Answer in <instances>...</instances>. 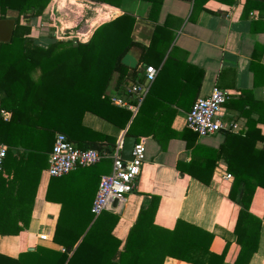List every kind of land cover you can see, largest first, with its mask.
Wrapping results in <instances>:
<instances>
[{
  "label": "crops",
  "instance_id": "crops-1",
  "mask_svg": "<svg viewBox=\"0 0 264 264\" xmlns=\"http://www.w3.org/2000/svg\"><path fill=\"white\" fill-rule=\"evenodd\" d=\"M244 2L233 0L231 5H223L207 1L203 10L191 16V2L162 0L155 22L146 19L148 3L122 0L118 8L104 5L111 12L98 21L115 14L112 19L122 14L131 16L134 18L131 38L144 48L149 44L153 27L163 26L164 30L156 34L154 47L148 54L149 65L144 66L138 61L137 77H142L145 67L153 68L156 71L154 99L160 100L174 112L170 121L167 118L164 120V129L160 125L165 135L173 133L163 151L151 137L140 138L144 162L132 192L126 196L120 211L114 214L118 216V221L111 234L120 242V246L139 208L144 205V197L139 194H149L158 197L154 225L171 229L176 219L185 221L214 235L211 252L218 253L225 242L228 243L223 264H231L235 260L238 246L234 243L232 230L238 207L226 198L232 177L224 178L229 174L222 158L214 163L210 177V162L204 172L191 166L184 168L195 178L180 175L175 164H186L195 146L218 150L226 133L243 138L247 133L246 118L258 122L254 127L256 132L252 134V139H255L252 149H264V11H258L255 7L248 10ZM85 10L70 5L68 0H50L42 14L35 18H28V14L17 16L15 11L7 10L4 17L0 15V42L8 41L14 22L17 21L20 26L28 22L26 37L32 40L33 46L46 48L53 41L86 43L97 26L112 19L90 29L89 26L98 21L89 25L94 14L93 11L87 13ZM55 35L60 39H56ZM169 36L171 40L167 43ZM33 46L26 47L25 52L31 53ZM19 51L18 46H0V52L11 54L8 58L1 56L0 59V103L20 96L26 86V79L19 77L24 70L23 64L11 59ZM163 65L161 73H158ZM13 69L17 70V75L13 74ZM28 76L29 80L36 82L38 69L30 70ZM116 80L117 73H113L104 91L106 97L116 92ZM212 88L231 95L223 105V112L231 116L229 120L236 125V129L234 132L221 130L213 136L199 138L185 128L184 115L196 98L205 97ZM127 102L131 104L133 101L127 98ZM136 111H130L132 116ZM9 116L7 111L0 109L3 122ZM82 123L100 136L114 138L115 144L124 137L125 129L118 131L90 113L84 114ZM249 147V143L233 141L225 145V150L231 158H238ZM12 154L17 152L13 151ZM103 160L110 162L109 159ZM95 166L70 172L68 182L58 187L54 197L59 198L60 192L69 191L74 194V199L85 204L92 203L99 178L110 172L109 169L106 174L97 173L92 169ZM12 169H2L0 174V213L30 210V220L26 232L17 236L0 235V255L16 258L19 252L32 251L35 246L59 251L60 248L50 242L59 204L44 200L50 179L44 175L46 168L38 175L35 171L20 174L14 170L16 168ZM197 179H209L208 186L202 185ZM249 212L261 218V223L256 250L247 264H264L263 190L254 191ZM0 219H4L3 215H0ZM46 226L48 230L43 232ZM40 234L47 236L48 240L44 241L47 244L37 239ZM162 264L188 263L164 258Z\"/></svg>",
  "mask_w": 264,
  "mask_h": 264
},
{
  "label": "trees",
  "instance_id": "trees-1",
  "mask_svg": "<svg viewBox=\"0 0 264 264\" xmlns=\"http://www.w3.org/2000/svg\"><path fill=\"white\" fill-rule=\"evenodd\" d=\"M88 1L114 8H118L122 2V0ZM136 1L149 4L146 19L155 22L162 0ZM182 1L192 3L191 16L203 10V5L207 1L223 5H231L233 2V0ZM49 2L50 0H0V15L4 17L7 10H13L17 16L28 14V18L39 17ZM245 6L248 10L255 7L258 11H264V0H245ZM114 16L98 21L94 25ZM133 25L134 18L122 14L97 26L86 43L53 41L46 48H40L33 46L32 40L26 37L29 32L28 22L25 26L14 22L10 38L8 41L0 42V46L19 47L20 51L11 59L23 64L24 70L19 77L26 79L27 83L20 96L2 100L0 103V109L10 114L6 122L0 119V143L7 147L3 170L16 168L14 170H18L17 173L20 174L35 171L38 175L46 168L47 155L57 133L63 134L78 149H93L99 153L110 154L116 145L114 138L100 136L101 134L85 127L82 123L85 113L94 115L118 131L125 129L124 136H131L135 141L151 137L160 150H164L173 133L165 135L160 125L164 124L166 118L170 121L174 112L160 100L154 99L155 78L133 116L130 111L111 105L104 94L113 73H117L116 91H119L121 85L138 78L137 68L129 70L122 66L119 63L121 57L129 49L136 48L140 52V64L148 66L150 62L148 54L154 47L155 36L164 30L163 26H154L149 44L144 48L131 38ZM92 27L93 25L89 26L90 29ZM170 40L169 36L167 43ZM30 46H33L31 53H26V47ZM1 56L8 58L11 54L0 52V59ZM163 67L164 65L158 73H161ZM32 69H38L39 72L36 82L29 80L28 73ZM12 72L16 74L17 70L13 69ZM138 79L141 80L140 77ZM257 123L246 118L247 133L243 138L226 133L218 150L195 146L191 149L186 164L182 165L179 162L175 164V169L180 175L191 176V173L185 171L186 166L204 172L210 162L208 172L210 177L214 163L219 158L225 163L226 172L232 177L226 198L238 207L232 230L238 252L231 264L248 263L256 250L261 223V218L249 212L254 191L256 189L264 191V149H252L255 141L252 134L256 132L254 127ZM164 127L165 125L163 129ZM86 134L95 137H87ZM233 141L249 143L250 147L238 158H231L226 154L225 145ZM13 151L17 154H12ZM68 174L50 178L44 194L45 201L59 204L50 242L62 248L63 252L35 246L32 251L19 252L16 258L0 255V264H162L164 258L188 264H223L228 243L225 242L218 253L211 252L213 234L180 219L175 220L171 229L154 225L153 217L158 197L149 194H139L144 197V205L139 208L120 246V242L111 234L118 221L117 215L102 212L93 218L89 212L91 202L85 204L74 199V194L69 191L60 192L59 198L54 197L58 187L68 182ZM197 181L204 186L209 184V179ZM0 215L4 217L0 219V235L17 236L27 231L30 210Z\"/></svg>",
  "mask_w": 264,
  "mask_h": 264
},
{
  "label": "built area",
  "instance_id": "built-area-1",
  "mask_svg": "<svg viewBox=\"0 0 264 264\" xmlns=\"http://www.w3.org/2000/svg\"><path fill=\"white\" fill-rule=\"evenodd\" d=\"M56 39H60L55 35ZM156 71L151 67H145L141 80L136 78L125 85H121L119 91L108 96L111 105L126 110H136L147 94L149 85L155 78ZM231 95L224 90L212 88L205 97L196 98L188 112L184 115V126L195 134L196 137L213 136L221 130L234 132L236 125L229 119L231 116L223 112V105ZM127 98L133 102H127ZM224 118L226 120H224ZM121 141L115 145L110 154L99 153L93 149H78L63 134L57 133L53 137L50 152L47 155L44 175L47 178H59L77 169H85L95 166L103 159L110 160V172L99 178L96 192L89 212L93 218L102 212L117 214L124 204L125 198L132 192L133 186L139 176L144 162V148L141 140L134 142L131 149V160L120 159ZM7 153V147L0 143V174ZM230 179L229 175L224 176ZM116 201L112 207V202ZM40 242L47 241L45 234L37 236ZM59 252H63L60 248Z\"/></svg>",
  "mask_w": 264,
  "mask_h": 264
},
{
  "label": "water",
  "instance_id": "water-1",
  "mask_svg": "<svg viewBox=\"0 0 264 264\" xmlns=\"http://www.w3.org/2000/svg\"><path fill=\"white\" fill-rule=\"evenodd\" d=\"M76 1H81L82 2V6H75L77 9H88L85 10L88 12L92 11V9H94L93 4L88 0H76ZM89 4V6H87ZM93 7V8H92ZM139 57H140V52L138 49L136 48H131L129 49L120 59L119 63L124 66L125 68L129 69V70H133L136 68V65L139 61ZM135 142V139L131 136H124L121 139V146H120V151H119V156L120 159L123 161H130L131 160V149L132 146ZM116 201L112 202V207L115 206ZM28 251H31V249H28Z\"/></svg>",
  "mask_w": 264,
  "mask_h": 264
},
{
  "label": "bare ground",
  "instance_id": "bare-ground-1",
  "mask_svg": "<svg viewBox=\"0 0 264 264\" xmlns=\"http://www.w3.org/2000/svg\"><path fill=\"white\" fill-rule=\"evenodd\" d=\"M68 2L70 3V5H73V6H79V7L82 6L81 1L68 0ZM93 7H94V9H92L93 14H94L93 21L90 22L89 25H92L93 23L97 22L99 19L108 15L111 12V9L107 8L103 4H93Z\"/></svg>",
  "mask_w": 264,
  "mask_h": 264
},
{
  "label": "rangeland",
  "instance_id": "rangeland-1",
  "mask_svg": "<svg viewBox=\"0 0 264 264\" xmlns=\"http://www.w3.org/2000/svg\"><path fill=\"white\" fill-rule=\"evenodd\" d=\"M87 6H89V4ZM86 10H88V9H86ZM94 27H95V25H93V28ZM87 34H88V32L85 35H87ZM92 169H94L97 173L106 174V173H108V171L110 169V162L108 160H102L100 164L96 165ZM99 169H101V170H99ZM47 230H48L47 226L42 229L43 232H46ZM40 243L47 244L48 242H40Z\"/></svg>",
  "mask_w": 264,
  "mask_h": 264
}]
</instances>
